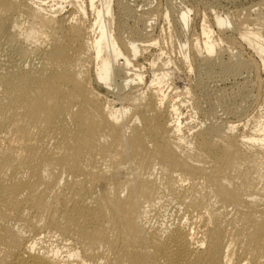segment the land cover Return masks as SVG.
I'll return each mask as SVG.
<instances>
[{"label":"bare ground","instance_id":"1","mask_svg":"<svg viewBox=\"0 0 264 264\" xmlns=\"http://www.w3.org/2000/svg\"><path fill=\"white\" fill-rule=\"evenodd\" d=\"M240 1L0 0V264H264Z\"/></svg>","mask_w":264,"mask_h":264},{"label":"rangeland","instance_id":"2","mask_svg":"<svg viewBox=\"0 0 264 264\" xmlns=\"http://www.w3.org/2000/svg\"><path fill=\"white\" fill-rule=\"evenodd\" d=\"M159 1H162V0H159ZM256 5H257V7H256ZM227 6H229V7H227ZM220 7H222V8H220ZM231 7L233 9L235 7H236V9L238 8V11L240 9H242L239 12H237V14H236V15H239V13H240V15H239V17L241 19V20L239 19L240 21H242V20L245 19V20H249V22H251L252 20H254V18H256V15L264 21V1H262V0H244V1L241 0L238 4L236 3L235 5H230V4H227V3H223V4L219 5V7H217V9H219V10L220 9L221 10H224L225 8L232 9ZM254 7H256L257 9L256 8L254 9ZM236 9H234V10H236ZM243 9H246V10H243ZM255 10H256V12H257V10H258V12L260 10L261 13L260 12L259 13L258 12L256 13V12H254ZM248 15H249V17H248ZM254 22L255 21H252L251 23H254ZM248 26L250 28L253 27L252 25H248ZM239 32L242 33L243 30H240ZM262 32L264 33V28L262 29ZM228 33L229 32L227 31V34ZM162 39H164V40L161 43V47H162L164 53H166V54L171 53L172 55H176V53L178 52V46L179 45L176 46V42H175L174 38L171 37L169 39L166 36H163ZM241 45H242L243 53L246 54V55L243 54L244 56H246L245 58L249 57L250 56L249 53H250L251 56L248 59H253V57H255V55L253 54L254 53L253 52V47H251V46H249V45H247L245 43H241ZM236 46H238V44H236ZM158 53L160 54V51H158ZM152 54H154L153 58H155L158 55L156 51H153ZM153 58H151V59H153ZM250 62L252 63V66L255 67V61L250 60ZM262 79H264V74H262ZM182 81L183 80H178L176 82V84L177 85H181ZM255 89H257V88H255ZM108 95H110V94H108ZM262 100H263V97H262V95L260 93V96L256 97V99H255V105H256V108H257V113L261 112V113L264 114V103H262ZM116 104H118V102ZM182 111H183L182 113L184 114V116H182V118L188 117V115H189L188 109L185 110V111L183 109ZM262 122H264V117H263V119L260 122H258V123H255L254 122L248 129L238 130L237 132L234 133V135H236V136H242V135H244V136H247V137L252 136V138H262V137H264V126H262ZM256 124H258V126H256ZM254 128H256V130H254ZM258 130H260V132H262V134H258ZM184 138L185 139H189V136L185 135ZM241 150L245 154H248L250 156H253L254 159H256V161L254 162V164L256 166L260 167L261 170L264 172V152H260L261 150H259V148L256 145H253V144H244V145H241ZM244 165L250 166L251 164L250 163H245ZM109 177H111V176H108L107 177V180L108 181H112L114 179V178H109Z\"/></svg>","mask_w":264,"mask_h":264}]
</instances>
